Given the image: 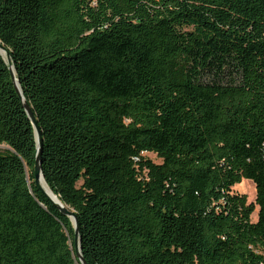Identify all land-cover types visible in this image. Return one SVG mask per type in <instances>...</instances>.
I'll return each instance as SVG.
<instances>
[{
	"label": "trees",
	"instance_id": "1",
	"mask_svg": "<svg viewBox=\"0 0 264 264\" xmlns=\"http://www.w3.org/2000/svg\"><path fill=\"white\" fill-rule=\"evenodd\" d=\"M0 42V264H82L11 65L88 264H264V0H0Z\"/></svg>",
	"mask_w": 264,
	"mask_h": 264
},
{
	"label": "water",
	"instance_id": "2",
	"mask_svg": "<svg viewBox=\"0 0 264 264\" xmlns=\"http://www.w3.org/2000/svg\"><path fill=\"white\" fill-rule=\"evenodd\" d=\"M3 50L6 51V53H7L6 57L3 55ZM0 52L5 57L7 62L10 63L11 62L10 51L1 42H0ZM11 72H12V76L14 78V81L16 83L18 92H19V94H20V96L22 98L24 107H25L30 119L33 122V125L35 127V131H36V135H37L38 152H37V157H36V162H35V169H34L35 181H36L37 185L48 196V198L62 211V213L65 214V215H68L72 219L73 224L75 226V244H76L78 257H79L80 261L82 262V264H88L86 259L84 258L83 254H82L79 220H78V216H77L76 212L73 209L69 208L68 206L64 205L60 201L58 196L50 189V187L48 186V184H47V182L45 180V177H44L43 171H42V161H41L42 135H41V132H40V128L38 126V122H37L35 113L33 112V109L31 107V105L27 102V100L25 99V97L23 95V92H22V89H21V86H20V82H19L18 78L16 77V71H15L14 65H11ZM41 178L44 179V181L46 182L47 186L49 187V189L51 190V192H52V194L54 195L55 198L52 195H50L47 192V190L44 188L43 184L41 183Z\"/></svg>",
	"mask_w": 264,
	"mask_h": 264
},
{
	"label": "rangeland",
	"instance_id": "3",
	"mask_svg": "<svg viewBox=\"0 0 264 264\" xmlns=\"http://www.w3.org/2000/svg\"><path fill=\"white\" fill-rule=\"evenodd\" d=\"M144 155L155 162H161V159L154 153L145 152ZM233 190L245 195L249 203L255 202L256 200V186L251 179L244 178L241 182L237 183L233 187ZM258 209L259 208L257 206L255 211L252 213L251 218L253 221L258 219Z\"/></svg>",
	"mask_w": 264,
	"mask_h": 264
},
{
	"label": "bare ground",
	"instance_id": "4",
	"mask_svg": "<svg viewBox=\"0 0 264 264\" xmlns=\"http://www.w3.org/2000/svg\"><path fill=\"white\" fill-rule=\"evenodd\" d=\"M3 55L6 57L7 53L6 51L3 50ZM41 183L43 184L44 188L47 190V192L52 195L54 197V195L52 194L51 190L49 189V187L47 186L46 182L44 181L43 178H41ZM55 198V197H54Z\"/></svg>",
	"mask_w": 264,
	"mask_h": 264
}]
</instances>
